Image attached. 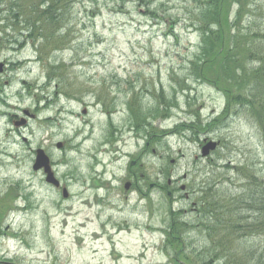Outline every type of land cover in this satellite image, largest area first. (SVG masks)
<instances>
[{
    "label": "rangeland",
    "instance_id": "374dc122",
    "mask_svg": "<svg viewBox=\"0 0 264 264\" xmlns=\"http://www.w3.org/2000/svg\"><path fill=\"white\" fill-rule=\"evenodd\" d=\"M199 1L56 0L63 43L41 61L42 42L2 14L11 29L0 23V260L174 264L181 247L178 264H202L209 241L199 203L211 202L208 190L245 200L250 176L264 183V136L244 108L223 113L220 90L194 77ZM40 2L17 3L32 10ZM251 10L243 27L253 36L264 30V0ZM132 101L148 112L140 129H130ZM210 142L216 148L202 158ZM37 149L66 199L33 172ZM239 214L250 221L246 200ZM168 232L179 242L168 245ZM244 233L236 236L242 263L258 264L264 233Z\"/></svg>",
    "mask_w": 264,
    "mask_h": 264
},
{
    "label": "trees",
    "instance_id": "16d2710c",
    "mask_svg": "<svg viewBox=\"0 0 264 264\" xmlns=\"http://www.w3.org/2000/svg\"><path fill=\"white\" fill-rule=\"evenodd\" d=\"M20 1H8L6 10H0V18L5 13L15 18V25L25 24L34 41L42 42L41 48L37 49L40 52L38 60L41 61L43 50L63 43L58 40L59 38H55V34L62 30V22L57 16L60 13L58 7L62 2L52 0L49 3L48 0H41L39 5L35 3L32 11L21 7L17 3ZM6 3V0H0V7ZM199 3L198 11L201 13L197 24L199 28L202 26L199 30L202 48L200 56L195 59L197 61L195 64L199 65V68H192L194 77L196 81L201 80L220 90L225 98L223 113L233 108L236 110L244 108L264 136V48L256 46V43L264 41V30H259L258 35L252 36L248 28L243 27V21L249 18L252 12V0H202ZM232 6L235 7L232 16L234 18L230 20ZM20 7L21 10H17ZM15 10H17L16 14H14ZM0 23L6 30L11 29L10 22L5 16ZM49 71L52 69L48 65L47 73ZM47 79L50 80L51 77L48 75ZM159 98L164 102L163 94H160ZM133 102H130L128 112L133 125L140 129L149 119L146 116L148 112L141 111L140 105L137 102L134 105ZM155 110L151 112L155 113ZM158 115L163 117L164 114L159 112ZM246 179L250 181V187L247 197L244 198L252 214L249 216L250 221L246 224H243L239 214L245 203L241 196L221 198L213 194V190H208L207 192L213 197L211 202L205 196L202 197L199 203L201 209L199 213L202 218L198 227L206 234L209 241V247L204 249L206 252L203 254L205 259L202 264H214L215 262V264H243L238 252L239 245L236 236L244 235V232L246 234L264 233V183L259 185L255 177L251 176ZM5 207H1V211ZM184 226L183 223L173 225L171 230L177 227L180 232L185 228ZM166 235L168 245L179 242L173 237L172 232ZM169 238L174 241L169 242ZM174 250L177 252L179 247ZM181 253L183 249L180 247L177 255ZM177 255L173 260L174 264H178ZM259 256L256 258L259 260L258 264H264V257L259 258ZM206 257L210 258V261H207ZM245 259H249L248 255Z\"/></svg>",
    "mask_w": 264,
    "mask_h": 264
},
{
    "label": "water",
    "instance_id": "95a60500",
    "mask_svg": "<svg viewBox=\"0 0 264 264\" xmlns=\"http://www.w3.org/2000/svg\"><path fill=\"white\" fill-rule=\"evenodd\" d=\"M215 147H216L215 143H213V142L208 143L202 149L201 155L203 157L207 156L209 151L214 150ZM39 169H43L44 173L46 174V182L47 183H50V184H52L54 186L58 185L57 181H55V179L53 177V174H52V172L50 170L49 160L47 159V157L44 155V153L41 150H38L36 152V160H35V163L33 165V170L34 171H37ZM128 187H129V185L127 184L125 186V189H128ZM62 195H63V197H67V193H66L65 189H63V191H62Z\"/></svg>",
    "mask_w": 264,
    "mask_h": 264
}]
</instances>
